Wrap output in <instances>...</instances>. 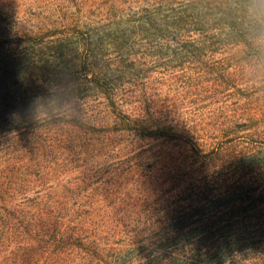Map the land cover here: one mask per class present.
<instances>
[{
	"label": "trees",
	"instance_id": "1",
	"mask_svg": "<svg viewBox=\"0 0 264 264\" xmlns=\"http://www.w3.org/2000/svg\"><path fill=\"white\" fill-rule=\"evenodd\" d=\"M261 0H0V264H264Z\"/></svg>",
	"mask_w": 264,
	"mask_h": 264
},
{
	"label": "clouds",
	"instance_id": "2",
	"mask_svg": "<svg viewBox=\"0 0 264 264\" xmlns=\"http://www.w3.org/2000/svg\"><path fill=\"white\" fill-rule=\"evenodd\" d=\"M261 4H264V0H261ZM253 18L256 23L264 27V7H259L253 12Z\"/></svg>",
	"mask_w": 264,
	"mask_h": 264
}]
</instances>
